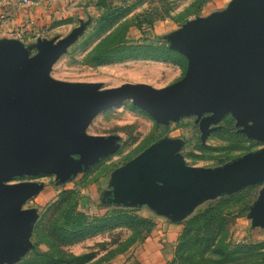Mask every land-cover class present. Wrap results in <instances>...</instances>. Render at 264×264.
I'll return each mask as SVG.
<instances>
[{
	"label": "water",
	"instance_id": "obj_1",
	"mask_svg": "<svg viewBox=\"0 0 264 264\" xmlns=\"http://www.w3.org/2000/svg\"><path fill=\"white\" fill-rule=\"evenodd\" d=\"M89 22L31 46L0 40V264H14L33 248L37 212L23 207L44 189L43 183L12 180L55 175L65 184L116 153L119 135H93L88 128L125 101L164 126L196 116L203 141L216 129L211 125L231 114L240 133L264 144V0H233L225 10L165 35L187 68L161 88L55 79L54 65ZM181 148L180 139L162 138L114 171L111 205L147 206L178 222L205 199L264 183V146L215 168L188 165ZM249 217L264 227V188Z\"/></svg>",
	"mask_w": 264,
	"mask_h": 264
},
{
	"label": "rangeland",
	"instance_id": "obj_2",
	"mask_svg": "<svg viewBox=\"0 0 264 264\" xmlns=\"http://www.w3.org/2000/svg\"><path fill=\"white\" fill-rule=\"evenodd\" d=\"M110 1L96 0L93 4V0H85L90 10L82 13L83 18L75 20L72 27L59 32L58 37H65L81 22L90 21L85 32L54 65L51 75L55 79L98 82L105 88L127 82L167 86L178 78L173 74L179 61L186 64L184 56L178 62L174 56L167 62L139 57L103 63L98 54L104 51L118 57L141 47L170 49L169 42L163 39L165 35L190 20L225 10L233 0ZM108 13H113L114 18L102 27V17L107 18L104 15ZM236 122L231 114L225 115L211 125L216 129L203 141L196 116L164 126L132 101L100 113L88 133L119 135L120 148L116 153L65 184H60L55 175L12 180L44 184V189L23 207L37 212L30 238L33 248L14 264H126L136 256L145 238L144 231L132 226L130 217L144 218L140 212L149 208L111 205L108 192L112 173L165 137L181 140V153L188 165L205 168L222 166L264 146L240 133ZM263 188L264 183L200 203L183 223V236L172 264H264V227H255L249 217ZM76 205L88 214L81 219V227L67 222L68 212ZM196 215L198 218L186 225Z\"/></svg>",
	"mask_w": 264,
	"mask_h": 264
},
{
	"label": "crops",
	"instance_id": "obj_3",
	"mask_svg": "<svg viewBox=\"0 0 264 264\" xmlns=\"http://www.w3.org/2000/svg\"><path fill=\"white\" fill-rule=\"evenodd\" d=\"M95 3L96 0H93ZM86 10L90 7L85 5V0H43L32 5H24L22 0H11L9 6L0 8V40L18 39L26 46L34 45L39 38L51 39L58 36L62 29L72 27L75 20L83 18L82 13ZM17 31H21V37L16 36ZM185 71L184 63L180 62L173 74L178 77L174 82L181 79ZM140 213L156 224L138 248L136 256L126 264H169L174 259L183 223L188 218L176 222L149 209Z\"/></svg>",
	"mask_w": 264,
	"mask_h": 264
},
{
	"label": "trees",
	"instance_id": "obj_4",
	"mask_svg": "<svg viewBox=\"0 0 264 264\" xmlns=\"http://www.w3.org/2000/svg\"><path fill=\"white\" fill-rule=\"evenodd\" d=\"M103 1L107 2V3L111 2L110 0H103ZM104 16H107V18L102 17L105 19V21L101 24L102 27L106 26L107 24H109L111 22V20H113L114 14L108 13L107 15L105 14ZM110 16H111V18H110ZM145 22H147V21H145ZM148 22H149L148 24L152 25V21H148ZM132 48H136V47H132ZM98 55L103 57V59H102L103 63L118 62V61H124V60L131 59V58H139V57H140V59L152 58V59H160L162 61L167 62V61H171V59H175L174 56H176L177 62H178L180 60L179 58L182 56L178 52L170 50L168 47H159V48L158 47H145V48L141 47V48H139L138 51H130V53H127L126 55H123V56L120 55L118 57H115V56L111 55V53H107L104 51L99 53ZM179 64H180V61H179ZM184 69H186V64L184 65ZM87 215L88 214L83 209H78V207L76 205L75 208L71 209L68 212L67 222L70 225H74L76 227H81L82 223H80V221L83 217H86ZM198 215L190 218L186 222V225H188L189 223H192L193 220H196L198 218L197 217ZM103 216H105V215H103ZM103 216L94 215L93 217L99 218V217H103ZM130 218H131L130 222L132 223V226L135 229H137L139 231H144L145 238L148 236V234H150V232L153 230V228L155 227V224H156L155 221H153L150 218H145V217L143 218V217H137V216H131ZM182 236H183V232L181 233L179 242H180ZM179 242H178V244H179ZM177 247H178V245H177ZM177 247H176V251H177ZM176 251H175V255H176ZM173 261L174 260H172L169 264H172Z\"/></svg>",
	"mask_w": 264,
	"mask_h": 264
},
{
	"label": "built area",
	"instance_id": "obj_5",
	"mask_svg": "<svg viewBox=\"0 0 264 264\" xmlns=\"http://www.w3.org/2000/svg\"><path fill=\"white\" fill-rule=\"evenodd\" d=\"M39 2H43V0H22V4L24 5H32ZM11 3V0H0V8H5L9 6ZM17 37H21V31L16 32Z\"/></svg>",
	"mask_w": 264,
	"mask_h": 264
},
{
	"label": "flooded vegetation",
	"instance_id": "obj_6",
	"mask_svg": "<svg viewBox=\"0 0 264 264\" xmlns=\"http://www.w3.org/2000/svg\"><path fill=\"white\" fill-rule=\"evenodd\" d=\"M200 125V124H199ZM212 128V126H210Z\"/></svg>",
	"mask_w": 264,
	"mask_h": 264
}]
</instances>
